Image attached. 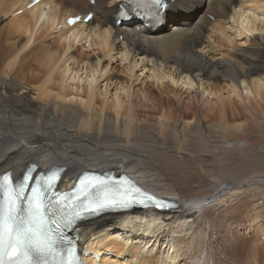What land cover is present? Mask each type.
<instances>
[{
  "label": "bare ground",
  "instance_id": "bare-ground-1",
  "mask_svg": "<svg viewBox=\"0 0 264 264\" xmlns=\"http://www.w3.org/2000/svg\"><path fill=\"white\" fill-rule=\"evenodd\" d=\"M122 1L0 0V180L97 171L177 205L79 223L89 264H264V0H169L157 31L117 27Z\"/></svg>",
  "mask_w": 264,
  "mask_h": 264
},
{
  "label": "snow or ice",
  "instance_id": "snow-or-ice-1",
  "mask_svg": "<svg viewBox=\"0 0 264 264\" xmlns=\"http://www.w3.org/2000/svg\"><path fill=\"white\" fill-rule=\"evenodd\" d=\"M134 7L141 18H147L151 23L160 22L163 18L161 11H167L166 0H136ZM237 14L239 15V10ZM243 29L248 35L253 34L249 28ZM95 76L94 72L89 84L95 82ZM57 182L55 171L41 174L35 164L28 166L25 174L15 183L8 175L2 177L0 264H45L43 258L51 254L58 243L54 233L74 228L84 215L128 211L135 207H151L157 214H161L177 207L174 202L158 198L123 176L93 174L81 179L78 187L71 193L57 191ZM25 221L41 223L40 239L25 230ZM59 239L64 240L66 237L61 233ZM21 256L23 260L19 259ZM74 259L75 253L72 252L65 264H73Z\"/></svg>",
  "mask_w": 264,
  "mask_h": 264
},
{
  "label": "clouds",
  "instance_id": "clouds-1",
  "mask_svg": "<svg viewBox=\"0 0 264 264\" xmlns=\"http://www.w3.org/2000/svg\"><path fill=\"white\" fill-rule=\"evenodd\" d=\"M240 26H241L242 28H248V21L242 19V20H241V25H240Z\"/></svg>",
  "mask_w": 264,
  "mask_h": 264
},
{
  "label": "rangeland",
  "instance_id": "rangeland-1",
  "mask_svg": "<svg viewBox=\"0 0 264 264\" xmlns=\"http://www.w3.org/2000/svg\"><path fill=\"white\" fill-rule=\"evenodd\" d=\"M7 22L5 21V23H3V24H0V33H1V31L3 30V28H4V25L6 24ZM48 43H50L49 41H48ZM40 50V49H39ZM41 51V50H40ZM239 61H241L240 59H239Z\"/></svg>",
  "mask_w": 264,
  "mask_h": 264
}]
</instances>
